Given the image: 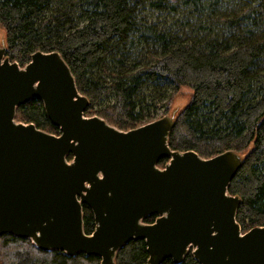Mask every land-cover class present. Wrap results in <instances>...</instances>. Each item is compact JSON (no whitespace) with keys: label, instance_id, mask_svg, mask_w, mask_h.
Segmentation results:
<instances>
[{"label":"trees","instance_id":"16d2710c","mask_svg":"<svg viewBox=\"0 0 264 264\" xmlns=\"http://www.w3.org/2000/svg\"><path fill=\"white\" fill-rule=\"evenodd\" d=\"M148 11L166 18L152 20ZM0 27L6 57L22 68L37 51L59 52L90 100L85 116L122 131L157 120L151 110L159 101L163 115L170 114L175 96L189 88L170 148L204 159L228 150L241 155L244 164L229 187L242 200L236 220L242 233L264 226V0H0ZM16 121L61 134L39 99L19 106ZM83 219L85 233L93 234L95 216L86 204ZM148 259L145 241H133L116 264ZM0 264H101V258L43 251L29 239L4 235ZM181 264L200 263L191 250Z\"/></svg>","mask_w":264,"mask_h":264},{"label":"water","instance_id":"95a60500","mask_svg":"<svg viewBox=\"0 0 264 264\" xmlns=\"http://www.w3.org/2000/svg\"><path fill=\"white\" fill-rule=\"evenodd\" d=\"M33 99L60 135L16 121L18 107ZM89 107L59 52L37 51L22 68L6 57L3 43L0 237L29 239L70 257L98 256L101 264H116L119 251L140 240L147 264H181L191 250L200 264H264V226L242 233L236 220L242 200L229 194L241 155L228 150L204 159L172 150L174 116L122 131L86 117ZM83 204L95 216L91 235ZM155 214V223L143 222Z\"/></svg>","mask_w":264,"mask_h":264},{"label":"rangeland","instance_id":"374dc122","mask_svg":"<svg viewBox=\"0 0 264 264\" xmlns=\"http://www.w3.org/2000/svg\"><path fill=\"white\" fill-rule=\"evenodd\" d=\"M148 15L152 20L155 21H163L165 20V16H162L161 18L159 17V13H155L153 11H148ZM168 20H173L171 16H169ZM3 43H4V31L3 29L0 27V48L3 47ZM163 86H167L169 87V84L167 81H162L161 83ZM168 92L171 91L170 87L167 89ZM191 94L192 91L187 88V87H183L180 92L175 96L173 104L171 106V111L170 114H168L169 116H174L176 117L190 102V98H191ZM151 104L154 102V99H149L148 100ZM164 101H159L157 102V107L156 109L151 110L152 114H154V116L156 117V119H160L162 118L163 115V106Z\"/></svg>","mask_w":264,"mask_h":264}]
</instances>
